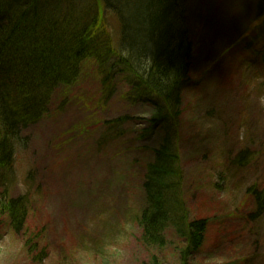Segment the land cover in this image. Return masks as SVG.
<instances>
[{"label":"rangeland","instance_id":"1","mask_svg":"<svg viewBox=\"0 0 264 264\" xmlns=\"http://www.w3.org/2000/svg\"><path fill=\"white\" fill-rule=\"evenodd\" d=\"M255 2L184 1L193 82L182 94L176 145L185 206L209 222L190 264H264V215L250 218L247 194L264 187V67L248 46ZM125 91L118 85L102 102L94 67L84 65L74 85L53 91L46 116L21 131L2 196H27L29 212L21 234L0 215V264H142L155 255L179 264L172 231L164 250L141 242L142 178L161 131L140 137L151 110ZM123 115L139 121L99 146L101 123Z\"/></svg>","mask_w":264,"mask_h":264},{"label":"trees","instance_id":"2","mask_svg":"<svg viewBox=\"0 0 264 264\" xmlns=\"http://www.w3.org/2000/svg\"><path fill=\"white\" fill-rule=\"evenodd\" d=\"M184 1L0 0V215L12 232H23L29 212L27 196H2L13 175L21 131L46 116L53 91L74 85L82 67L91 64L102 102L122 85L125 98L151 110L140 121L145 126L140 137L161 131L142 178L143 206L136 217L141 242L164 250L172 231L180 244L179 264H190L209 222L192 218L185 206L176 145L182 94L193 82ZM255 20H261L258 38H264V0H256ZM258 53L264 65V47ZM134 120L139 121L123 115L102 122L99 146L120 140ZM247 194H253L250 218L260 219L264 187ZM142 264L163 262L155 255Z\"/></svg>","mask_w":264,"mask_h":264}]
</instances>
